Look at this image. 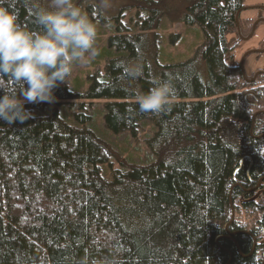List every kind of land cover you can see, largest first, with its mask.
<instances>
[{"label": "trees", "instance_id": "trees-1", "mask_svg": "<svg viewBox=\"0 0 264 264\" xmlns=\"http://www.w3.org/2000/svg\"><path fill=\"white\" fill-rule=\"evenodd\" d=\"M244 2L132 0V23L121 11L101 48L103 74L54 90L56 100L105 99L112 132L150 120L149 162L105 178L109 144L56 111H36L41 103L25 102L32 117L23 123L0 121V264H264V72L248 80L256 71L245 78L234 57L237 27L247 35L255 20L238 15L236 26ZM3 3L39 31L32 0ZM162 15L202 29L183 61H157ZM137 58L144 75L123 79L122 62ZM153 79L172 80L173 103L140 113L134 93Z\"/></svg>", "mask_w": 264, "mask_h": 264}, {"label": "clouds", "instance_id": "clouds-1", "mask_svg": "<svg viewBox=\"0 0 264 264\" xmlns=\"http://www.w3.org/2000/svg\"><path fill=\"white\" fill-rule=\"evenodd\" d=\"M96 7L110 28L107 13L113 0H97ZM31 9L39 31L22 25L18 13L0 0V121L8 125L32 117L25 102H55L54 90L66 84L74 67L88 66L100 55L98 24L77 0H32ZM143 75L141 59L122 62L123 79L135 81ZM152 85L134 93L140 113L159 114L173 103L171 79H153Z\"/></svg>", "mask_w": 264, "mask_h": 264}, {"label": "rangeland", "instance_id": "rangeland-1", "mask_svg": "<svg viewBox=\"0 0 264 264\" xmlns=\"http://www.w3.org/2000/svg\"><path fill=\"white\" fill-rule=\"evenodd\" d=\"M132 0H113V7L107 15L110 17V28L101 22L102 15H98L97 0H77V3L89 14L90 19L98 24L99 34L97 46L100 55L88 66H76L66 84L70 89L78 90L81 86L86 87L89 81L88 75L98 71L103 74L104 59L101 58L102 47L106 46L107 36L115 28V17L123 13L121 20L132 23L135 7L128 5ZM245 9L239 13L242 18H255L258 20L254 32L249 38H240L235 49V60L242 59L244 77L251 72L264 70V51L256 53V50L264 47V0H245ZM127 6V9L126 7ZM261 6V7H253ZM254 22V21H253ZM158 54L157 61L161 64L183 61L190 57L197 45L203 40L202 29L197 24H184L181 21H170L169 17L162 15L157 28ZM246 36V35H243ZM95 61H99L95 66ZM105 99H87L74 97L66 100H55L53 103H41L36 111L43 114L57 112L68 123L76 126H87L99 137L105 140L111 149L106 161L99 163L102 175L110 179L116 169L125 170L128 163L143 164L154 159L155 155L147 144V139L153 134L154 126L150 120H142L136 126L134 132L123 130L112 132L107 129L103 122ZM84 112L90 116L85 122L75 118V114Z\"/></svg>", "mask_w": 264, "mask_h": 264}, {"label": "water", "instance_id": "water-1", "mask_svg": "<svg viewBox=\"0 0 264 264\" xmlns=\"http://www.w3.org/2000/svg\"><path fill=\"white\" fill-rule=\"evenodd\" d=\"M253 7H256V8H257V7H261V6H253ZM244 8H247V7H244ZM239 13H240V10H237L236 13H235V23H236V26L238 25V15H239ZM258 21H259V19H258V20H254V22L252 23L251 29H250L249 33H248L246 36H242V35L240 34V32H239L238 27H237V33H238L239 37H240V38H244V39H245V38H249V37L252 35V33L254 32V28H255L256 24L258 23ZM262 51H264V47H262L261 49L256 50V53H260V52H262ZM239 66H240L241 74L244 76V74H243V69H242V59L239 61ZM258 72H264V70L256 71V72L252 75V77L249 78L248 80L253 79V78L255 77V75H256ZM230 204H231V202H230ZM254 242H255V239H253V243H254Z\"/></svg>", "mask_w": 264, "mask_h": 264}, {"label": "bare ground", "instance_id": "bare-ground-1", "mask_svg": "<svg viewBox=\"0 0 264 264\" xmlns=\"http://www.w3.org/2000/svg\"><path fill=\"white\" fill-rule=\"evenodd\" d=\"M240 11H241V9H240Z\"/></svg>", "mask_w": 264, "mask_h": 264}]
</instances>
